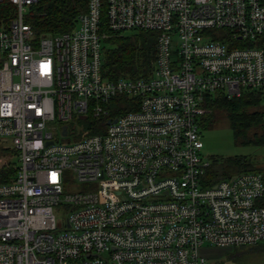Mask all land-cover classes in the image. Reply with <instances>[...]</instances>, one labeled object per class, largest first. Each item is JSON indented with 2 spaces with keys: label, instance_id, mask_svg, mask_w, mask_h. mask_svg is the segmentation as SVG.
I'll use <instances>...</instances> for the list:
<instances>
[{
  "label": "built area",
  "instance_id": "obj_1",
  "mask_svg": "<svg viewBox=\"0 0 264 264\" xmlns=\"http://www.w3.org/2000/svg\"><path fill=\"white\" fill-rule=\"evenodd\" d=\"M4 1L0 140L16 172L0 182V264H205L204 244L264 242V172L207 183L199 126L207 94L264 106V0H104V28L87 0L74 28L42 35L26 22L37 0ZM131 29L156 32L151 72L104 77L103 41ZM120 93L138 108L110 116ZM74 114L87 131L59 142L79 134Z\"/></svg>",
  "mask_w": 264,
  "mask_h": 264
},
{
  "label": "trees",
  "instance_id": "obj_2",
  "mask_svg": "<svg viewBox=\"0 0 264 264\" xmlns=\"http://www.w3.org/2000/svg\"><path fill=\"white\" fill-rule=\"evenodd\" d=\"M104 6L105 2L102 0V28L105 27ZM4 7H7L6 10H3ZM86 8L87 0H37L30 5L26 22L31 25L36 35L56 34L74 28L77 16ZM10 10L12 11V5L8 1L0 3V12ZM155 56L154 30L131 29L112 33L102 43L101 72L109 79L146 76L154 66ZM205 104L209 111L200 117L201 137L203 130L214 127L217 120L224 117L232 131L234 143L264 144V106L259 92L246 90L239 96L228 98L218 91L207 94ZM138 105L137 97L123 93L115 95L107 104L110 116L137 109ZM101 129L102 126L89 132H99ZM7 144L5 146L0 143V182L12 180L16 172V153L9 143ZM209 158L210 165L204 176L207 183H214L245 171L264 172V164H256L246 155L213 154ZM254 245L264 249V242ZM234 251L235 248L232 252Z\"/></svg>",
  "mask_w": 264,
  "mask_h": 264
},
{
  "label": "rangeland",
  "instance_id": "obj_3",
  "mask_svg": "<svg viewBox=\"0 0 264 264\" xmlns=\"http://www.w3.org/2000/svg\"><path fill=\"white\" fill-rule=\"evenodd\" d=\"M90 121H92L90 115L83 118L74 114L64 124L73 125L79 134L69 132L62 135L58 130L57 140L59 142H71L79 138L80 134L87 131L85 127ZM0 143L5 146L8 145L6 141L0 140ZM202 143V154L208 159L213 154L223 156L246 155L256 164H264V144L241 145L234 143L232 131L224 117L218 119L214 127L202 131ZM57 212L65 216L68 213V205L62 204ZM233 248H235L234 252H232ZM200 253L205 257V264H264V249L255 245L220 247L204 244L200 247Z\"/></svg>",
  "mask_w": 264,
  "mask_h": 264
},
{
  "label": "water",
  "instance_id": "obj_4",
  "mask_svg": "<svg viewBox=\"0 0 264 264\" xmlns=\"http://www.w3.org/2000/svg\"><path fill=\"white\" fill-rule=\"evenodd\" d=\"M114 120H115V118L112 119V121H114ZM109 122H111L110 119L107 120V123H109ZM62 133H63V134L65 133V127L63 128ZM51 142H52V140H48V143H51Z\"/></svg>",
  "mask_w": 264,
  "mask_h": 264
}]
</instances>
